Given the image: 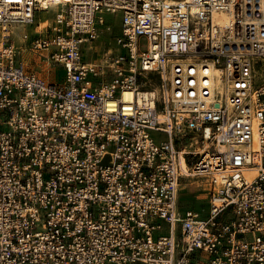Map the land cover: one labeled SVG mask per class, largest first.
Here are the masks:
<instances>
[{
  "label": "built area",
  "instance_id": "built-area-1",
  "mask_svg": "<svg viewBox=\"0 0 264 264\" xmlns=\"http://www.w3.org/2000/svg\"><path fill=\"white\" fill-rule=\"evenodd\" d=\"M43 1L0 0V264H264V0Z\"/></svg>",
  "mask_w": 264,
  "mask_h": 264
},
{
  "label": "rangeland",
  "instance_id": "rangeland-1",
  "mask_svg": "<svg viewBox=\"0 0 264 264\" xmlns=\"http://www.w3.org/2000/svg\"><path fill=\"white\" fill-rule=\"evenodd\" d=\"M55 11L56 9L54 10L51 9L42 14L37 13L35 24L33 26H28L26 28L28 33H31L33 28H35L36 25L39 23H40V28H35L33 32L37 34L41 30L45 31V29L51 25V21H52ZM105 16L109 20L112 26V33H105L102 38L104 39L103 42L105 43V46H107L109 42L111 41L110 36L112 38L116 36L117 34H119L120 24H119V16L111 15L109 13H107ZM46 19L49 21V25L45 29L41 28V22H43ZM12 31L14 32V35L12 38H14L15 46L18 48V60L23 61L25 68L31 72L36 73L40 78H42L46 82H61L65 75L64 70L62 68L50 67L49 65H47V63L44 61L42 56L30 51L28 46L23 43V40L20 39V35L22 34V32H24V28L15 27L12 29ZM101 44L102 42L93 43V45L96 47ZM85 58L87 60H90V56L88 54L85 55ZM206 201H207L206 194H202V193L196 194L193 192L192 188H189L188 190H184L181 193L179 206L181 210H185L187 208L205 209ZM203 214L204 215L206 214L205 210L203 211Z\"/></svg>",
  "mask_w": 264,
  "mask_h": 264
},
{
  "label": "bare ground",
  "instance_id": "bare-ground-1",
  "mask_svg": "<svg viewBox=\"0 0 264 264\" xmlns=\"http://www.w3.org/2000/svg\"><path fill=\"white\" fill-rule=\"evenodd\" d=\"M46 1H48V0L43 1V4H44V5L47 4ZM58 1H60V0H54V2H58ZM65 1H66V0H65ZM52 5H53V4H52ZM262 5H264V4H262ZM51 9L54 10V9H56V7H55V6H51L50 10H51ZM214 19H215V21H217V22L223 24V23H225L226 20H227V14H226L224 11L217 12V13L214 14ZM48 25H49V21H48L47 19L44 20L43 22H41V28H44V29H45ZM215 74H216V75L218 74V71H217V70H216ZM130 96H131L130 93H125V94H124V97H125L126 99H129ZM244 176L246 177L247 181L250 182V181L254 178V176H255V172H254L253 170H246V171L244 172Z\"/></svg>",
  "mask_w": 264,
  "mask_h": 264
},
{
  "label": "crops",
  "instance_id": "crops-1",
  "mask_svg": "<svg viewBox=\"0 0 264 264\" xmlns=\"http://www.w3.org/2000/svg\"><path fill=\"white\" fill-rule=\"evenodd\" d=\"M110 39H111V38H110ZM103 43H104V42H103ZM104 44H105V43H104ZM108 45H112V46L114 45V43L112 42V39H111V41L109 42ZM108 45H107V46H108Z\"/></svg>",
  "mask_w": 264,
  "mask_h": 264
}]
</instances>
